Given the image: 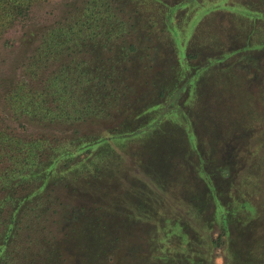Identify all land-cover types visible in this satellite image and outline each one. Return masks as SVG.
Segmentation results:
<instances>
[{
    "label": "trees",
    "instance_id": "obj_1",
    "mask_svg": "<svg viewBox=\"0 0 264 264\" xmlns=\"http://www.w3.org/2000/svg\"><path fill=\"white\" fill-rule=\"evenodd\" d=\"M146 1V5L126 9L115 0H83L31 34L34 39L26 45H33L19 64L17 76L0 83V264H63L71 254H76L78 264H102L93 250L102 241L103 221L93 213L94 204L85 205V199L77 196L82 184H108L113 179L111 161L115 156L117 161L115 148L162 132L169 118H186L183 121L190 122L192 130V111H184L179 103L184 93L194 90L203 72L194 65L201 49L191 39L194 36L195 40L199 26L212 13L236 10L239 29L246 22L251 27L247 38L264 33L259 32L264 30V0ZM46 2L0 0V39ZM182 15L191 16L184 28L178 22ZM176 39L182 43L179 48ZM180 48L183 58L178 61ZM165 50L170 52L167 57ZM165 95L169 100L162 102ZM150 113L153 117L144 121ZM202 130L216 135L211 123H205ZM101 167L107 172L101 174ZM246 169L247 179L258 174L253 168ZM152 176L143 181L139 193L131 190L124 199L128 220L139 212L148 215L144 221L155 216L148 211L162 202L166 184L163 175ZM219 185L207 188L213 191L210 198L207 191L194 199L201 206L214 199L215 219L221 214L220 236L232 224L234 213L251 216L250 222L246 220L250 226L255 218L261 219L262 206L246 200L244 192L243 201L230 208ZM71 198L81 205L71 203ZM197 211L195 205L193 224ZM175 224L181 235L169 232L177 240L170 253L178 257L161 263L163 259L151 252L137 264H188L190 254L197 255L191 256L196 259L193 264L204 259L188 238L194 234L192 225ZM146 234L151 235V230L142 236L147 238ZM205 235V258L211 259L222 244ZM153 241H148V247ZM231 248L227 249L232 252L227 264H243ZM111 255L108 250L106 258ZM245 255L251 262L264 264V245Z\"/></svg>",
    "mask_w": 264,
    "mask_h": 264
},
{
    "label": "rangeland",
    "instance_id": "obj_2",
    "mask_svg": "<svg viewBox=\"0 0 264 264\" xmlns=\"http://www.w3.org/2000/svg\"><path fill=\"white\" fill-rule=\"evenodd\" d=\"M82 1L48 0L33 8L26 20L17 23L2 37L0 83L17 76L19 64L32 48L33 42L26 45L34 37L31 34L40 32L43 26L52 24ZM115 1L126 9H131V5L136 9L135 5L147 4L146 0ZM215 13L199 26L195 40L194 36L191 39L194 46L196 42L199 44H196L197 48L200 46L201 51L194 65L201 66L203 72L196 79L194 90L184 93V99L179 104L184 111H192V130L190 122L183 121L186 118H169L162 132L151 134V137L135 138L122 148H115L117 161L116 156L111 161L113 179L108 184L92 181L88 185L86 181L82 184V190L77 192V196L80 194L85 199L83 204H94L93 213L103 221L102 241L93 250L97 253V261L102 264H137L144 261V255L149 257L153 252L157 259H163L161 263L177 258L178 253H170L177 242L171 233L176 231L180 234L175 223L179 226L192 225L194 229V234H188V238L190 236L191 244L193 241L195 243V253L201 251L199 256L204 255V259L194 264H227V257L232 255L227 249L231 246L237 261L258 264L251 262V258L247 259L245 254L264 245L261 240L264 239V33L256 32L257 35L247 38L246 34L251 27L246 22L239 29L236 23L240 15L236 10ZM190 18L185 15L178 18L179 27H186ZM176 43L178 48L182 44L177 39ZM165 51L167 53L163 56L170 55V52ZM178 51L180 58L177 60L181 61L183 52L181 48ZM219 61L221 64H217ZM199 85L196 92V86ZM168 100L165 95L161 101ZM153 115L150 113L147 118H143L144 121L148 122ZM205 123H211L215 136L202 130ZM246 168H253L258 174H251L252 177L247 179ZM105 172L107 169L101 167V174ZM152 175H163L162 183L166 184L162 202L153 211H148L155 216L144 221L148 215L139 212L136 217L128 220L124 212L128 201L124 199H127L129 192L130 195L132 191L139 193L143 181L152 179ZM162 177L159 178L162 180ZM218 184L221 185L218 190L224 192V199L230 208L235 209L243 201L241 195L244 192L247 194L246 200L255 206H262L261 219L255 218L250 226L246 220L250 222L251 216L246 218L234 213L232 224L226 227L224 236H220L221 222L218 219L221 214H217L216 220L214 199L208 206H201L195 200L207 193V188L214 189V185ZM212 192L208 191L209 198ZM130 199L133 200V197ZM75 202L72 199L71 203H82ZM195 205L199 211L193 224L191 210L195 209ZM146 229L151 230V235L146 234L147 238L142 236ZM205 234L217 238L222 244L220 249L212 253L211 259L205 258ZM151 239L154 241L148 247L147 243ZM251 245L254 246L247 248ZM71 249L69 247L68 250ZM108 250L112 252L109 259L106 258ZM191 256L197 255L190 254L188 264H193L192 260L195 259H191ZM78 261L76 254H71L63 264H78Z\"/></svg>",
    "mask_w": 264,
    "mask_h": 264
}]
</instances>
